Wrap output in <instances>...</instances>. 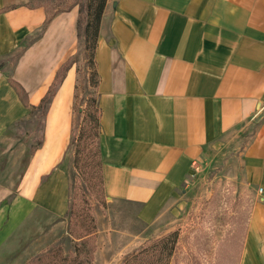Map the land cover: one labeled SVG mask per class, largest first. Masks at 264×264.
I'll return each instance as SVG.
<instances>
[{"label":"crops","instance_id":"crops-1","mask_svg":"<svg viewBox=\"0 0 264 264\" xmlns=\"http://www.w3.org/2000/svg\"><path fill=\"white\" fill-rule=\"evenodd\" d=\"M34 2L0 0V145L17 143L12 130L80 45L79 7ZM94 58L106 198L138 204L144 223L164 221L200 167L217 161L264 187V0H107ZM76 84L70 69L19 193L0 185V253L31 233L36 215L69 211ZM60 103L64 129L51 121ZM241 264H264L262 194Z\"/></svg>","mask_w":264,"mask_h":264},{"label":"rangeland","instance_id":"rangeland-1","mask_svg":"<svg viewBox=\"0 0 264 264\" xmlns=\"http://www.w3.org/2000/svg\"><path fill=\"white\" fill-rule=\"evenodd\" d=\"M91 1L93 8H89ZM91 1L34 2L44 3L51 12L72 7H79L80 11L79 48L62 66L49 91L56 92L70 69L76 73V99L70 115L66 152L72 205L71 212L61 218L36 215L35 224L30 225L31 233L20 239L17 247L1 252L0 264H72L76 248L89 261L92 247L95 251L89 264H124L133 253L141 250L150 253L158 244L161 254L158 264H241L250 218L260 193L236 177L232 168L227 169L226 162L203 164L192 178L190 193L182 197L164 221L144 223L137 217L138 204L113 201L104 195L96 66L85 39L88 11L95 12L98 0ZM53 97H44L45 101L42 99L31 109L28 118L12 130L17 143L0 145V185L14 189L15 194L22 189L31 156L42 143ZM62 109L60 103L51 121L64 129L68 124L64 122ZM87 233L92 234L80 238ZM149 260L146 257L144 264Z\"/></svg>","mask_w":264,"mask_h":264},{"label":"trees","instance_id":"trees-1","mask_svg":"<svg viewBox=\"0 0 264 264\" xmlns=\"http://www.w3.org/2000/svg\"><path fill=\"white\" fill-rule=\"evenodd\" d=\"M96 3L97 4H96L95 12L93 13L90 10L88 11V14H87L88 22H87V25L85 27L86 48L92 50L94 57H95V50L97 47V42H98V37H99L100 23H101L102 15H103L107 0H98ZM93 5H94V3L91 1L89 4V8H93L94 7ZM80 24H81V20L78 19V27L80 26ZM94 60H95V58H94ZM95 66H96V64H95ZM96 75H97V72H96L95 76ZM95 82H96V80H95ZM14 85L19 90L20 85L17 82H14ZM54 93L55 92H52V93L49 92L45 96V98L46 97L52 98L54 96ZM99 117H100V114H99V110H98V122H99ZM99 128H100V122H99ZM101 175H102V160H101ZM102 185H103V177H102ZM103 192H104V188H103ZM71 205L72 204L70 203V208H69L70 212H71ZM91 234L92 233H87V235H84L80 238L81 239L88 238L91 236ZM159 248H160V245L158 244L156 246V248H154L155 250L152 249V252H150V253H147L148 251H145V250H141L139 252L133 253L132 255L127 257V259L124 261V264H144L146 257H149V259H150L147 264H158V262L160 261V257H161L160 256L161 254H159V250H158ZM94 249H95V247H92L90 250V253L88 255L89 261H92V259H93V253L95 251ZM67 259L68 258H63L64 261H68ZM89 261H86L82 257L81 249L76 248L75 255L71 259V263L72 264H89L88 263Z\"/></svg>","mask_w":264,"mask_h":264},{"label":"built area","instance_id":"built-area-1","mask_svg":"<svg viewBox=\"0 0 264 264\" xmlns=\"http://www.w3.org/2000/svg\"><path fill=\"white\" fill-rule=\"evenodd\" d=\"M259 193L262 194L264 196V187H260L259 188Z\"/></svg>","mask_w":264,"mask_h":264}]
</instances>
